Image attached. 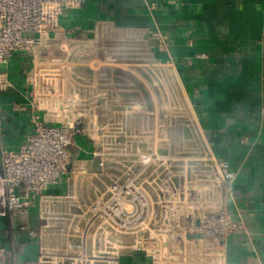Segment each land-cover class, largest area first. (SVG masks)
<instances>
[{"label": "built area", "instance_id": "built-area-1", "mask_svg": "<svg viewBox=\"0 0 264 264\" xmlns=\"http://www.w3.org/2000/svg\"><path fill=\"white\" fill-rule=\"evenodd\" d=\"M85 1L0 0V90L13 86L11 60L31 54L33 111L25 143L0 144V264H120L135 253L239 264L227 250L244 229L228 211L237 172L205 138L168 37L148 34L165 59L102 54L94 38L58 29Z\"/></svg>", "mask_w": 264, "mask_h": 264}, {"label": "crops", "instance_id": "crops-1", "mask_svg": "<svg viewBox=\"0 0 264 264\" xmlns=\"http://www.w3.org/2000/svg\"><path fill=\"white\" fill-rule=\"evenodd\" d=\"M58 29L94 38L102 54L126 61L168 58L148 34L159 29L168 37L205 138L237 172L228 211L244 229L228 236V259L264 264V0H86L64 10ZM31 59L15 56L9 65L13 86L0 90V144L11 148L32 131L25 80ZM77 141L85 160L89 142ZM120 264L152 262L135 253Z\"/></svg>", "mask_w": 264, "mask_h": 264}, {"label": "rangeland", "instance_id": "rangeland-1", "mask_svg": "<svg viewBox=\"0 0 264 264\" xmlns=\"http://www.w3.org/2000/svg\"><path fill=\"white\" fill-rule=\"evenodd\" d=\"M8 227V223L7 220L5 218L0 217V229H5ZM34 242V247H35V240H33Z\"/></svg>", "mask_w": 264, "mask_h": 264}]
</instances>
